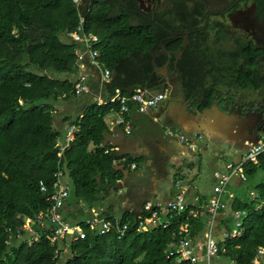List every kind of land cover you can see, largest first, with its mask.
Listing matches in <instances>:
<instances>
[{"label": "trees", "instance_id": "trees-1", "mask_svg": "<svg viewBox=\"0 0 264 264\" xmlns=\"http://www.w3.org/2000/svg\"><path fill=\"white\" fill-rule=\"evenodd\" d=\"M176 4V9L149 13L140 8L138 0L90 3L86 26L100 37V56L112 74L105 83L108 99L116 89L127 95L137 88L160 87L164 79L158 68L168 61L174 67L173 53L179 49H183V55L177 67L188 95L208 94L204 73L214 71L217 64L209 56V32L197 28L199 7L190 9L185 0ZM83 9L73 0H0V264H192L179 263L166 253L180 236L197 241L208 232L210 213L204 209L192 217L191 205L182 213H174L170 225L159 226L156 232L138 231L136 224L143 214L136 213L122 215V221L131 224L122 237L115 231L99 235L86 227L84 238L52 241L49 228L36 222L32 228L40 237L31 242L34 235L21 230L26 217L35 218L48 207L40 181L51 189L59 169L69 175L76 197L89 207L106 197L96 189L99 175L101 181L117 180L115 151L106 153L109 146L102 144L107 126L104 114L99 113L101 106H92L81 120L78 117L71 122L80 120L81 131L72 146L58 154L56 139L61 132L56 128L53 100L74 93L79 44L71 41L68 33L77 27ZM184 28H197L189 33L187 46L182 35L174 36ZM159 46L172 57L162 53ZM246 52L239 47L228 53L218 70L239 71L240 57ZM195 62L200 64L189 67ZM256 63L254 57L239 73L258 85ZM116 105L120 106L119 102L103 107ZM244 168L245 187L236 193L231 205L232 211L246 212L243 232L220 243L226 247L221 257L235 264H256L257 250L264 247V152L257 162L246 163ZM259 174L260 180L252 183ZM249 190L255 195L250 196ZM83 213L79 214L81 221ZM66 215L71 218L72 214ZM183 225H187V231Z\"/></svg>", "mask_w": 264, "mask_h": 264}, {"label": "crops", "instance_id": "crops-1", "mask_svg": "<svg viewBox=\"0 0 264 264\" xmlns=\"http://www.w3.org/2000/svg\"><path fill=\"white\" fill-rule=\"evenodd\" d=\"M92 1L84 0L82 6H90ZM159 47L160 51L165 53V47ZM99 49H101L100 45ZM82 50L83 47L79 44L77 49L79 55ZM220 51L214 52L216 54L212 58L214 63H217L215 60L217 56L221 57ZM176 61L177 58L173 61L174 67L170 66L168 61L158 68L159 74L164 79L163 83L166 84L165 90L162 85L152 90L144 88L152 95L166 91V99L146 112L133 109L127 114L132 127V132L128 133L125 125L116 122V112L119 111L120 106L103 107L118 102L110 100L116 93L108 99L109 90L105 86L106 82H103V70L88 64L87 58L80 59L74 83L80 74H86L90 90L81 94H76L73 90L72 96L53 100L56 128L60 130L61 135H64L67 126L73 120L82 115L84 117L92 106H101L99 113L104 114L103 120L107 126L102 144L109 146L106 149L109 151L105 150L106 153L115 151L113 168L117 180L111 182V178H105L101 181L99 175L100 180L96 189L106 197L89 207L87 203L76 197L74 184L66 174L65 179L73 185L65 209L72 214L71 219L80 220L79 214L82 212L84 219L93 208L98 209L105 216L122 217L130 213L139 216L143 213L147 201L170 199L181 189L186 194L188 205L199 213L203 212L207 209L214 193L216 172L227 171L226 165L229 162L238 163L242 160L248 149L245 144H251L247 139L252 136V131L248 130L252 127L264 128L260 125L264 119V109H262L264 75L262 68L259 67L260 62H257L255 67L260 79L258 85L251 82L249 77L243 79L241 74L225 80L215 79L213 82H208L205 78L208 94L190 96L183 83L182 72L177 67L179 60ZM250 61L244 62V66H248ZM106 67L104 63L103 68ZM260 68L261 72H259ZM241 72L243 73L244 69H241ZM207 74L211 73H204L205 77ZM119 90L123 94L122 90ZM261 113L263 116L260 115ZM195 134L199 136L195 137ZM260 134L261 141H264V132ZM183 136L195 137L196 147L184 142ZM107 138L111 140L108 141ZM107 141L109 144H105ZM133 163L136 167H133ZM245 180L238 176L232 179L228 190L234 195L230 197L228 193L225 194L228 208L221 210L214 222L208 220V228H211L219 243L225 240L224 232L233 229L235 225L233 218L235 210H231V205L236 193L243 192ZM178 182H181V186L177 185ZM200 188H203V193L200 192ZM252 192L249 190L250 196ZM115 209H119V213H115ZM206 212H209L208 209ZM229 223L232 226L228 228ZM219 259L217 264H220Z\"/></svg>", "mask_w": 264, "mask_h": 264}, {"label": "built area", "instance_id": "built-area-1", "mask_svg": "<svg viewBox=\"0 0 264 264\" xmlns=\"http://www.w3.org/2000/svg\"><path fill=\"white\" fill-rule=\"evenodd\" d=\"M77 6L83 5L84 0H73ZM84 7V6H83ZM89 6L84 7L79 13V22L77 27L68 33V38L80 44L83 50L80 51V59L87 58L88 64L101 68L103 70V82H108L111 79V70L103 68L104 62L100 56V37L88 30L86 26L87 13ZM84 51V52H83ZM83 52V53H82ZM86 74H80L74 83V91L76 94L88 92L90 90ZM167 92L162 91L154 95L150 94L147 89L139 88L130 95L122 94L118 89L116 94L110 100H116L120 104V109L116 112V122L120 125H125L128 133L132 132L131 121L127 118L133 109L140 112H146L150 108L156 107L161 101L166 99ZM83 115L80 117V120ZM70 123L64 135H59L56 139L57 146L59 147V156L62 155L64 150L70 148L75 141L77 134L81 131V122ZM171 134L172 131H169ZM199 135L195 134V137ZM183 136L182 140L190 144L191 147H196V139ZM109 151V150H106ZM264 152V141L260 140L257 143L248 145L245 156L238 163L229 162L226 167L227 171L216 172V184L214 186V193L208 203V211L211 215V222H214L221 210L228 208V202L225 194L232 197L234 194L228 189L232 179L236 176L241 179H246V172L244 165L249 162H257L258 156ZM133 167L136 164L133 163ZM181 186V182L177 183ZM41 191L46 194V199L49 205L46 209L37 213L35 218L26 217L21 230L32 231L33 237L31 242L37 241L40 234L33 230L32 226L36 222L40 223V227L49 228L48 234L52 241H61L67 237L73 241L79 240L87 236V230H91L99 235L108 234L115 231L119 237L124 236L131 228L129 222L122 221L121 217H109L103 215L98 209H91L90 213L81 220H73L66 215V203L70 198L73 185L65 179V175L61 169L54 173V180L51 189L45 181H40ZM252 195H255L252 192ZM188 207L187 197L183 189H181L174 197L159 201L149 200L144 204L143 215L139 216L136 224L138 231L156 232L159 226L167 227L170 225L171 217L174 213H182ZM189 214L192 217H197L199 211L190 209ZM245 211L235 210L233 212L234 227L231 230L224 232V239L240 236L243 232ZM187 231L186 227H183ZM19 231L18 236H21ZM168 258H176L179 263L190 261L192 264H217V260L221 257L222 253H226V247H221L219 241L215 237L211 228L205 233L204 237L200 240L193 241L187 235L180 236L177 240L170 243L167 249ZM57 257V256H56ZM256 264H264V247H259L257 255L254 259Z\"/></svg>", "mask_w": 264, "mask_h": 264}, {"label": "flooded vegetation", "instance_id": "flooded-vegetation-1", "mask_svg": "<svg viewBox=\"0 0 264 264\" xmlns=\"http://www.w3.org/2000/svg\"><path fill=\"white\" fill-rule=\"evenodd\" d=\"M177 1L178 0H146L145 3L147 5L145 6L149 7V10L146 12L153 13L168 9H176ZM185 2L190 9L199 7L201 10V13L197 14L199 19L197 28L207 29L209 32L208 44L210 46L209 56L211 59L216 55L214 52L217 53L223 50L220 51V56L227 58L228 53L234 52V50L241 47L242 49L248 50L249 53H243L242 57H240V53V64L238 68L240 73L241 69L245 70L243 63L253 60L254 57H256L257 62L261 64L259 67L262 68V73L264 75V0H185ZM198 2L202 3L201 7ZM148 3L150 4L148 5ZM195 29L193 31H195ZM191 31L192 30L188 28H184L180 32H175L174 36L182 35L185 38L184 45L187 42L189 44V33ZM175 52L173 54L176 59L177 56ZM173 54L171 53L169 57L171 58ZM221 57L217 56V58H215L217 61L216 67L213 68L214 71H212L211 74H207L206 81L213 82L215 79L225 80L240 74L236 71L218 70L221 69L223 65L221 64L223 61ZM242 58H244V61H242ZM225 61L228 60L225 59ZM199 64L200 63L195 62L191 67L194 68L195 65L198 66ZM261 68L259 72H261ZM198 69L200 68L198 67ZM197 74H200V70L197 71ZM262 109H264V105ZM260 125L264 126V119Z\"/></svg>", "mask_w": 264, "mask_h": 264}, {"label": "water", "instance_id": "water-1", "mask_svg": "<svg viewBox=\"0 0 264 264\" xmlns=\"http://www.w3.org/2000/svg\"><path fill=\"white\" fill-rule=\"evenodd\" d=\"M139 1V3H140V8H142L143 10H145V11H148L149 10V7H146L145 6V0H138ZM188 45V42L187 43H185V45L184 46H187ZM166 54H168L169 56H171V53L167 50V49H165V51H164ZM175 54H176V58H177V61L176 62H178V60L180 59V57L182 56V54H183V49H179V50H177L176 52H175ZM162 88H163V90H165V88H166V84L165 83H162ZM261 116H263V113H261L260 114ZM248 131H252V136L251 137H249L247 140H248V142L249 143H257L258 141H260L262 138H261V132H264V128H258V127H252L250 130H248ZM110 134V133H109ZM108 139V138H107ZM109 140H111V139H108V141ZM106 142L105 144H109V142ZM113 141V140H112ZM120 145V144H119ZM246 146H248V144H245Z\"/></svg>", "mask_w": 264, "mask_h": 264}, {"label": "rangeland", "instance_id": "rangeland-1", "mask_svg": "<svg viewBox=\"0 0 264 264\" xmlns=\"http://www.w3.org/2000/svg\"><path fill=\"white\" fill-rule=\"evenodd\" d=\"M259 180H260V174H259V176L255 177V178H254L253 180H251V181H252V183H256V182H258ZM200 192L203 193V188H200ZM115 213H119V209H115ZM29 232L33 233L32 231H29ZM20 237H21V236H20ZM21 238H22V237H21ZM219 261H220V264H235L231 259H229V258H227V257H225V256L220 257Z\"/></svg>", "mask_w": 264, "mask_h": 264}]
</instances>
